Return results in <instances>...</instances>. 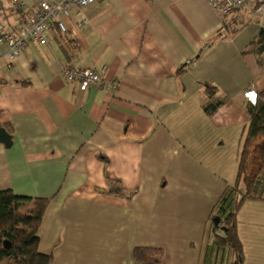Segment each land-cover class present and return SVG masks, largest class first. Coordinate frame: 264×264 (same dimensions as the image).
<instances>
[{
	"label": "crops",
	"instance_id": "crops-1",
	"mask_svg": "<svg viewBox=\"0 0 264 264\" xmlns=\"http://www.w3.org/2000/svg\"><path fill=\"white\" fill-rule=\"evenodd\" d=\"M19 1L20 13L0 0L5 32L38 10ZM250 16L218 37L223 19L208 0H95L55 17L47 44L29 43L13 62L0 44V127L12 137L0 141V190L50 199L39 247L52 264H138L137 246L163 249L166 264H203L212 214L240 180L244 92L264 90V54H242L264 10ZM59 21L76 55L56 38ZM67 67L104 80L81 91ZM206 84L227 97L214 115ZM108 180L130 199L106 193ZM236 227L242 264H264V200L245 201Z\"/></svg>",
	"mask_w": 264,
	"mask_h": 264
},
{
	"label": "trees",
	"instance_id": "trees-1",
	"mask_svg": "<svg viewBox=\"0 0 264 264\" xmlns=\"http://www.w3.org/2000/svg\"><path fill=\"white\" fill-rule=\"evenodd\" d=\"M255 10L238 8L224 16L218 37L240 32L252 21L250 15ZM55 35L71 53L77 54V46L72 39L60 30L55 31ZM242 54L257 57L264 54V26ZM205 87L208 101L204 109L209 115H214L227 97L215 85L206 84ZM249 114L250 123L240 161V180L226 190L212 214V218H219L220 223L212 228L214 238L206 248L203 264H215L212 259L217 255L220 257L218 264H242L243 252L237 236L236 215L245 201L264 200V90L258 93L256 104H250ZM105 192L125 194L128 199L132 196V191L126 193L123 185L115 180H108ZM30 204L31 207H28ZM49 204L48 198L20 195L11 189L0 190V264L53 263V255L42 253L39 247V230ZM133 256L138 264H166L164 250L157 247L137 246Z\"/></svg>",
	"mask_w": 264,
	"mask_h": 264
},
{
	"label": "built area",
	"instance_id": "built-area-1",
	"mask_svg": "<svg viewBox=\"0 0 264 264\" xmlns=\"http://www.w3.org/2000/svg\"><path fill=\"white\" fill-rule=\"evenodd\" d=\"M220 18L230 15L238 8H256L254 13L264 10V0H208ZM14 8L22 11L23 6L19 0H13ZM95 0H38V10L34 14L23 13L13 32H4L0 24V44L8 47L7 58L10 62L24 50L31 42L45 45L48 42V28L51 21L57 17H66L73 7H84L94 3ZM58 29L66 33V26L62 21L57 23ZM65 79L69 82H77L81 91L87 90L104 80L103 75L94 68L75 69L67 67L63 71ZM251 94V95H250ZM247 101L255 105L258 100V92L249 88L244 92Z\"/></svg>",
	"mask_w": 264,
	"mask_h": 264
},
{
	"label": "water",
	"instance_id": "water-1",
	"mask_svg": "<svg viewBox=\"0 0 264 264\" xmlns=\"http://www.w3.org/2000/svg\"><path fill=\"white\" fill-rule=\"evenodd\" d=\"M0 141H2L7 147H10L12 143V137L2 127H0ZM213 222L215 226H218L220 223V219L214 218Z\"/></svg>",
	"mask_w": 264,
	"mask_h": 264
},
{
	"label": "snow or ice",
	"instance_id": "snow-or-ice-1",
	"mask_svg": "<svg viewBox=\"0 0 264 264\" xmlns=\"http://www.w3.org/2000/svg\"><path fill=\"white\" fill-rule=\"evenodd\" d=\"M251 95V94H250Z\"/></svg>",
	"mask_w": 264,
	"mask_h": 264
}]
</instances>
